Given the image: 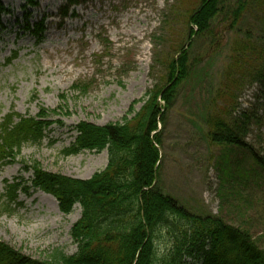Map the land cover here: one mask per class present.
Returning a JSON list of instances; mask_svg holds the SVG:
<instances>
[{"label":"rangeland","instance_id":"obj_1","mask_svg":"<svg viewBox=\"0 0 264 264\" xmlns=\"http://www.w3.org/2000/svg\"><path fill=\"white\" fill-rule=\"evenodd\" d=\"M30 1L0 0L9 10L0 15V123L11 112L37 118L43 109L48 126L41 143L24 145L1 170L0 195L6 183L29 182L32 173L23 166L38 164L78 180L102 171L106 150L62 155L75 141V127L130 120L147 95L166 84L170 59L190 46L189 78L157 124L158 188L194 214L218 216L249 231L264 248V174L248 151L229 153L207 136L219 116L229 127L245 128L239 140L264 159V86L249 77L253 57L236 55L244 40L264 46V0H247L235 28L222 17L212 25V39L191 40L187 15L200 0ZM237 1L223 3L230 8ZM237 58L243 68L234 64ZM248 166L256 178L252 170L245 174ZM244 176H250L247 184ZM80 215L79 205L63 215L51 195L21 191L12 211L0 213V241L34 260H46L55 250L71 256L77 245L70 232Z\"/></svg>","mask_w":264,"mask_h":264},{"label":"trees","instance_id":"obj_2","mask_svg":"<svg viewBox=\"0 0 264 264\" xmlns=\"http://www.w3.org/2000/svg\"><path fill=\"white\" fill-rule=\"evenodd\" d=\"M223 1H199L198 7L187 15L188 40L209 38L213 23L222 17H229L231 28L237 26L248 10L247 0H239L230 8H226ZM29 3L35 4L32 0ZM6 13L9 10L0 5V15ZM255 41H241L236 55L244 59L248 54L253 57L248 66L249 77L251 82L264 86V46L261 41ZM189 48L185 50L183 46L177 60L170 59L166 84L152 90L141 110L130 120L125 118L121 123L105 126L79 123L75 127V141L62 155L106 150L108 162L102 171L88 180H78L45 172L38 164H32L23 166V171L32 173L29 182L4 185L0 213L12 211L21 191L29 195V191L39 190L53 196L63 215L70 214L74 206L79 205L81 215L70 232L77 245L76 253L68 256L55 250L46 260L39 261L0 241V264H264V248L247 234L249 231L235 228L218 216L194 214L158 188L161 152L157 124L158 120L164 121L167 110L174 104L178 85L189 78V68H192ZM234 64L243 68L245 62L237 58ZM48 116L49 113L41 109L37 118L14 112L3 117L0 172L16 160L24 145L42 142ZM211 126L207 134L210 141L226 145L229 153L234 148L248 151L258 172L264 174V159L238 138L245 128L229 127L219 116L213 119ZM248 167L245 174H251L252 168ZM253 177L256 178L255 174ZM249 179L250 176H244L243 184Z\"/></svg>","mask_w":264,"mask_h":264}]
</instances>
